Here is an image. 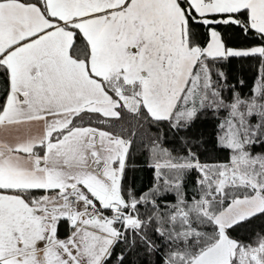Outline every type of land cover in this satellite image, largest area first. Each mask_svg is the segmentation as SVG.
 Returning <instances> with one entry per match:
<instances>
[{"label": "snow or ice", "instance_id": "6c2138e0", "mask_svg": "<svg viewBox=\"0 0 264 264\" xmlns=\"http://www.w3.org/2000/svg\"><path fill=\"white\" fill-rule=\"evenodd\" d=\"M255 220L264 0H0V264H264Z\"/></svg>", "mask_w": 264, "mask_h": 264}, {"label": "trees", "instance_id": "16d2710c", "mask_svg": "<svg viewBox=\"0 0 264 264\" xmlns=\"http://www.w3.org/2000/svg\"><path fill=\"white\" fill-rule=\"evenodd\" d=\"M254 61L244 62V71H240V62L234 61L232 65V75L233 76H242V78L248 83H251V77L255 73ZM117 124L123 125L124 128L131 131L135 129L137 137L134 141L133 151L129 157L130 167L127 171L126 184L134 189L141 191H146L153 181V172L147 166L146 162V153L143 151H137L139 147V137H141L144 132L147 130V126L140 128L137 126V121L135 117L128 115L125 116L122 121H118ZM151 131L155 132V129ZM212 133H213V124L210 120L200 119L198 120L193 127L188 132H181L180 136H186L189 138H203L206 141V151L202 150L201 159L202 160H214V159H223V153L216 152L212 147ZM169 140L173 139V136L169 134L167 137ZM178 147V145H176ZM191 191V185H189ZM169 200L172 199L171 196L168 197ZM264 225V220H255L253 225L255 227H260ZM247 227V226H246ZM63 231V226L61 228ZM243 235V232H241Z\"/></svg>", "mask_w": 264, "mask_h": 264}]
</instances>
